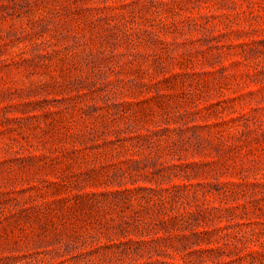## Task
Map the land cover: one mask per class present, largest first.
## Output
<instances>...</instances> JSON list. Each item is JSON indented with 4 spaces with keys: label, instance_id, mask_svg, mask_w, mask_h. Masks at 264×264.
I'll list each match as a JSON object with an SVG mask.
<instances>
[{
    "label": "rangeland",
    "instance_id": "rangeland-1",
    "mask_svg": "<svg viewBox=\"0 0 264 264\" xmlns=\"http://www.w3.org/2000/svg\"><path fill=\"white\" fill-rule=\"evenodd\" d=\"M0 264H264V0H0Z\"/></svg>",
    "mask_w": 264,
    "mask_h": 264
}]
</instances>
